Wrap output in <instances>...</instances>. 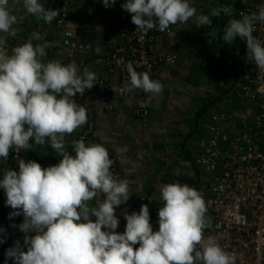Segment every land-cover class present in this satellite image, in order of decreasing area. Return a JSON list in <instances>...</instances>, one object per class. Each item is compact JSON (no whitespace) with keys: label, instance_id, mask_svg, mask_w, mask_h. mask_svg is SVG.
<instances>
[{"label":"clouds","instance_id":"clouds-1","mask_svg":"<svg viewBox=\"0 0 264 264\" xmlns=\"http://www.w3.org/2000/svg\"><path fill=\"white\" fill-rule=\"evenodd\" d=\"M115 3L103 0L105 8ZM23 8L45 23L59 15L40 0H23ZM122 8L145 35L153 29L165 32L196 15L189 0H125ZM222 13L232 17L234 9L230 5L213 8L208 15L196 17V27H211V17ZM23 19L10 12L9 0H0V33L15 36L14 25ZM257 24L264 26V4L258 5L256 12L230 19L222 38L229 44L237 37L245 40L247 61L264 72V42L254 35ZM207 35L215 38L216 30ZM41 39L40 33L33 32L9 54L6 40L0 38V159L6 161L13 148L31 149L32 141L49 143L62 157L57 165L47 168L29 158L19 159L18 171L4 172L0 188L5 191L6 206L14 210L9 219L24 218L18 226L24 233L23 244L17 240L6 250L5 264L8 260L13 264H236L235 256L216 238L204 235L211 227L206 216L211 201L179 182L161 188L164 206L158 211L157 231L150 222L148 204L141 205L139 212L124 211L125 231H116L120 223L116 209L131 196L128 182L110 171L113 161L104 146L86 145L81 138L73 141L74 156L65 150L66 135L88 121L86 109L72 98L92 89L98 78L75 61L67 65L60 60L45 63L50 45L33 43ZM125 68L129 80L124 91L163 90L148 72H137L133 62ZM100 195L104 198L91 205ZM5 232L0 229V233Z\"/></svg>","mask_w":264,"mask_h":264},{"label":"built area","instance_id":"built-area-1","mask_svg":"<svg viewBox=\"0 0 264 264\" xmlns=\"http://www.w3.org/2000/svg\"><path fill=\"white\" fill-rule=\"evenodd\" d=\"M12 1L9 0V7ZM124 2L119 0L117 9L109 17L101 53H92V44L78 40L68 27L70 0H51V9L59 11L51 23L42 20L33 24L17 15L24 19L14 25L15 29L27 24L33 26L42 37L34 44L47 42L50 48H55L60 42L62 46L59 47L66 49L68 61L80 54L85 58L79 65L81 69H97V84L83 95L77 93L72 98L78 105H85L87 111L88 121L78 136L86 145L91 144L96 124L95 109L84 104L90 94L102 98L115 94L123 99L127 92L123 89L129 80L125 66L129 61L137 72H148L151 79L157 80L164 69L177 64L181 55L178 49L181 38L172 25L165 32L153 29L145 35L131 22V14L122 8ZM261 4L264 0H254L252 5L240 8L236 18H240V13L256 12ZM254 35L264 42V26L257 24ZM13 38L11 36L9 43L14 42ZM229 45L244 59L242 72L230 85L228 93L219 98L220 108L207 114L206 119L202 117L209 132L208 139L203 152L191 162L195 172L193 178L178 184L196 189L206 202L211 201L206 213L211 227L205 229V237L216 238L225 251L235 256L236 264H264V72L254 62L247 61L245 40L237 37ZM137 92L141 97L146 93L141 89ZM243 103L252 106L251 115L236 113ZM109 108L113 109V105ZM131 113L145 121L151 114L145 102L132 107ZM109 157L113 161L110 171L120 177L115 157L111 153ZM19 159L28 161L24 150L11 149L6 161L0 159V170L5 162L9 170L18 171ZM103 198L100 195L90 204L95 205L97 199ZM4 218V213L0 212V224Z\"/></svg>","mask_w":264,"mask_h":264},{"label":"crops","instance_id":"crops-1","mask_svg":"<svg viewBox=\"0 0 264 264\" xmlns=\"http://www.w3.org/2000/svg\"><path fill=\"white\" fill-rule=\"evenodd\" d=\"M118 2L119 0H116L115 5L108 8V11L105 15L106 21L103 25L101 34H99L96 29L98 25L92 26L93 24L84 22L83 17L80 16L74 15V18H71V13L68 21V27L74 31L77 39L80 41L95 42V38L99 36V44L97 45V47H93L95 48L96 53H101L103 52L102 39L106 31L107 22L110 15L117 9ZM189 2L190 5L196 9V15L190 18L186 23H178L172 26L176 32V35L181 38L180 45L178 47V49L180 50H182V46L184 43H186L187 40L189 41L193 39L192 35L195 34L197 36H206L208 32L214 29L216 30L215 38L207 35V37H199V39H203L205 41V39L207 38V45L208 49L210 50L209 56L212 60L211 62H209L208 66L214 67V70H210L209 73H212L217 82L221 83L220 85L223 84V87H221V93H217V97H214L216 104L213 108L217 110L220 108L219 98L223 94L228 93L229 87H231L230 85L235 82L240 76L244 62L243 57L237 55L236 51L230 47L229 43H226L223 40V30L225 27H227L228 21L230 19L236 18V13L241 6L246 7L248 5H252L254 3V0H189ZM40 3L46 9H51V0H40ZM221 5L232 6L234 9L233 16L229 17L222 13L219 17H211V27H196L197 16L208 15L211 9L218 8ZM9 10L14 15H22L26 17L33 24L42 21L37 20L35 16L29 15L26 12V10L23 8V0H13L10 4ZM33 32H35L33 26L24 25L23 27L16 29V35L14 36L15 39L13 38V43H9L11 41V36L6 33H0V38L6 40L7 50L9 54H11V50L16 46L22 45L23 43L27 42ZM33 43H35V41H33ZM167 69L168 68L164 69L163 72ZM219 71H223L222 76L218 75ZM92 72H94L96 75L98 74L96 68H93ZM198 76H200V74H197V77ZM162 79L163 83H165L166 85L169 84L167 82V78L164 79V77H162ZM157 81L160 82V77L157 79ZM216 85L218 84L216 83ZM170 91L172 92V97H175V92H180V89L173 87L172 89H170ZM166 100V95H161L160 92L145 93V95L141 97L138 94L137 89H134L131 91H127L123 99H120L115 94H110L106 98L97 97L94 94H90L84 101V104H90L96 112V124L92 134L91 144H100L104 146L107 149L108 153H111V155L115 157L116 162L120 168L121 176L118 177L117 175H114L119 179H123L128 182L130 195H134L133 191L138 192V194L140 195L142 194L140 191L144 190V192L149 195L150 199H152L151 197L156 198L157 191H159L160 189V183H157L156 178L153 179L151 175H148L149 171L146 169L145 164H148L149 161L148 159L144 160V154L146 153L143 150L142 146L151 147L152 145H156L159 148H170L172 145L167 144L166 141L174 143V139L178 137L179 134H184V136L183 139H180L181 137L178 138V143H181L180 145L182 147L183 145H185L187 148H184V151L181 148L179 157H174L180 162V164L182 162L180 167L178 165L179 169L175 170V176L181 178V181L183 182L187 179L193 178L195 174L191 166L190 159L193 160L204 150L209 132L205 123L202 122L201 116L206 113L208 114V112H198L196 115L191 113L190 117L186 121L187 124H185L183 122L185 114H189L190 112H192L189 109L182 108L183 106L185 108L188 107L185 103V100L182 99V107L180 106L178 108V111L176 112H173L171 108L172 101L169 104ZM141 102H146V104H148L151 116L153 113H155V110H158L157 116L154 115L151 122L145 121L143 119H138L131 113V108ZM111 104L113 105V109L109 108V105ZM82 107H85V105ZM208 110L209 113L210 111H212L211 108H209ZM236 113L238 115H251L252 106L250 104L243 103L240 105V108L236 111ZM184 126H186V133L183 131ZM151 127H153L154 131L151 130ZM159 129L164 133L157 135L156 131H160ZM176 129H178L179 131H177ZM69 136L70 135H66L65 137V150L69 154L74 156L75 154L72 153L74 148L73 144L71 143L73 139H71ZM161 138H163V140H161ZM179 139L182 141H180ZM159 140L163 142L159 143ZM32 142V148L29 150H24V154L26 157H28L29 159L34 158V160H36L44 168L57 165L60 162V159L62 157H60L52 148H47L46 150H44L42 156H40L41 150H39L38 147L34 144V141ZM170 153L173 154V152ZM173 155H176V152ZM141 160H144V162H140ZM2 166H5V164H3ZM3 170L6 171V169L3 168L2 172H0V176L4 173ZM131 172H133L134 174L132 175ZM1 178L0 180H2ZM166 179L169 180L168 178ZM175 181L172 180L170 183H176ZM130 199L132 200L133 196ZM5 202V191L4 189L0 188V206L6 213L5 219L1 223V226H4L3 229H6V243L3 242L0 244V264H5L6 250L10 247H13L17 240H19L21 244H23L24 240V233H22L18 227L19 224L23 222V215L9 219V213L14 210L10 206H6ZM0 212L3 211L1 210ZM13 225H15V227ZM7 264H13V261L8 260Z\"/></svg>","mask_w":264,"mask_h":264},{"label":"rangeland","instance_id":"rangeland-1","mask_svg":"<svg viewBox=\"0 0 264 264\" xmlns=\"http://www.w3.org/2000/svg\"><path fill=\"white\" fill-rule=\"evenodd\" d=\"M93 8H98V9H93ZM107 11H108V8L104 7L103 0H95V2H94V0H70L71 18H74V15L80 16V17H83L84 22H89V23L93 24L92 26L98 25L96 27V29H97L99 34H101V31L103 30V25L105 24V21H106L105 15H106ZM192 36H193L192 40H189V41L187 40L188 42L186 41V43L183 44L182 50H180L181 55H180V58H179L177 64L168 68L164 72H162V74L160 76V83L164 87V89L160 93H161V95H163V94L166 95L167 103L170 104V102L172 101L171 102L172 103L171 108H172L173 112L178 111V108L181 106V102L183 101L182 99L185 100V103L187 104L188 107H186V108L184 106L183 107L181 106V107L184 109H189L192 111L189 114H185V116L183 118V122L185 124H187L186 121L190 117L191 113L196 115L198 112H200L205 107H208V109L209 108L212 109V111H210V113H209V110L207 109L206 112H208V114H211L214 111H216V109L213 108L214 105L216 104L214 97H217V93H221V87H223L222 86L223 84L220 85L221 83L217 82L216 78H214L212 73H209L210 70H214V67L211 66V67H213V68H211L210 66H208L209 62L212 61L210 59V56H209L210 50L208 49V45H207L208 41H207V38L205 39V41L203 39H199V37L204 38V37H207V35L206 36H202V35L197 36L194 34ZM89 43L92 44V46L97 47V45L99 44V36H97L95 38V42L89 41ZM59 46H62V45L60 42H57L58 48L57 47L46 48L47 55H46V57L43 58V61L48 62L51 60H60L61 63L64 65H67V64L75 61L76 64L78 65V67H79L80 63L84 61L85 58L80 57V54L76 59L68 61L66 58V55H67L66 49H64V47H59ZM94 47H93L92 53H96ZM197 74H200V76H198L199 78L197 77ZM222 74H223V71H219L218 75L222 76ZM162 77H164V79L167 78V82L169 83L168 85L163 83ZM216 83L218 85H216ZM173 87L180 89V92H175V94H174L175 97H172V92L170 91V89H172ZM191 91H193V92H191ZM157 112H158V110H155V113H153L152 116L150 115L151 117H149L147 119V121L151 122L152 117L154 115L157 116ZM206 115H207V113L203 115L204 119L207 118ZM203 116H201V117H203ZM196 119H197V117H196ZM200 123H201V121H200ZM151 130H153V127H151ZM176 130L179 131L178 129H176ZM83 131H84V125L79 127L78 129H76L72 134H70L69 137L71 139H73V141L76 139L78 140V136L81 135L83 133ZM183 131L186 133V126L183 127ZM161 133H164V132H161V130L156 131L157 135L161 134ZM183 136H184V134H182V135L179 134L178 137H176L174 139V143H172L170 141H166L167 144L172 145L170 148H161V147L159 148L156 145H152L151 147L142 146L143 150L146 153V154H144L145 155L144 160L148 159V161H149L148 164H145L146 169L149 171L148 175L149 176L151 175L153 179L154 178L157 179V183H160V189H159V191H157L156 198L151 197L152 200H149L150 197L147 193L144 192V190L140 191L142 193L140 195L138 194V192L133 191L134 195L130 196V198H132V196H133V199H132L133 201L129 198V201H127L126 204H122L121 206H119L116 209V215L120 221L119 226L116 230L117 232L123 233L125 231V228H126V220L123 216V212L127 211L129 214H131L132 212H139L141 205H143V204H148L149 213H150V217H151L150 222L153 225V230L154 231L158 230V228H159L158 211L160 208H162L164 206V201L162 200L161 188L164 185L171 184L170 182L172 180H174V181L176 180L175 181L176 183L182 182L181 178L175 176V170L179 169L178 165L180 167L182 162L180 164V162L178 160H176V158H174V157H179V155H180V150H181L182 146L180 145L181 143H178V138L181 137L180 139H183ZM171 137H173V136H171ZM171 137H169V138H171ZM161 140H163V138H161ZM161 140H159V143L163 142ZM73 141L71 142L72 144H73ZM180 141H182V140H180ZM157 143H158V139H157ZM35 145L38 147L39 150H41L40 156H42L44 150L47 149L46 145L45 146H41V145H37V144H35ZM183 148L186 149L187 147L185 145H183ZM170 152H173V154H175V152H176V155H173ZM26 158H28V157H26ZM144 160H141L140 162H144ZM3 164H5V166H1L0 172H2L3 168H5L6 170H9L8 167L6 166V163L4 162ZM192 168H193V166H192ZM3 172H5V171L3 170ZM3 174H1L0 178L3 177ZM131 174L133 175L134 173L131 172ZM166 178H168L169 180H167ZM1 179H3V178H1ZM149 201H152L154 203V205L153 204L150 205ZM152 209L154 211H152ZM1 210L3 211V213L5 214L4 216L6 217V213L4 212L3 208H1V206H0V211ZM0 227H2L0 229H3L4 226H1V224H0ZM13 229H14V227H13ZM0 237H3L4 241H5L4 243H6L5 233H0ZM8 237H11V236H8ZM136 247H139V245H136ZM0 250H1V248H0Z\"/></svg>","mask_w":264,"mask_h":264},{"label":"trees","instance_id":"trees-1","mask_svg":"<svg viewBox=\"0 0 264 264\" xmlns=\"http://www.w3.org/2000/svg\"><path fill=\"white\" fill-rule=\"evenodd\" d=\"M243 7H245V6H241L240 8H243ZM27 25H28V24H27ZM109 95H110V94H109ZM207 109H208V107H205L204 109H202V110L200 111V113H202V112H206ZM46 147H47V148H51L50 145H49V143L47 144ZM182 150L184 151V148H183V147H182ZM72 153L75 154L74 149H73V152H72ZM186 156H188V155H186ZM190 162H192V159H190ZM181 180H182V179H181ZM154 208H155V207H154ZM154 208H153V209H154ZM153 209H152V211H154Z\"/></svg>","mask_w":264,"mask_h":264}]
</instances>
